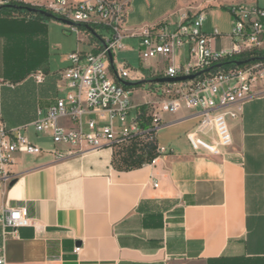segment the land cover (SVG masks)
Listing matches in <instances>:
<instances>
[{
    "label": "crops",
    "instance_id": "0c3cea01",
    "mask_svg": "<svg viewBox=\"0 0 264 264\" xmlns=\"http://www.w3.org/2000/svg\"><path fill=\"white\" fill-rule=\"evenodd\" d=\"M124 1L123 41L137 46L143 30L163 25L173 30L182 16L191 18L202 10L206 17L228 14L230 31L232 6L264 9V0ZM42 25V20L20 14H0V122L7 129L19 128L31 143L28 131L36 132L37 112L66 93L58 72L46 74L40 65L13 66L18 51L24 59L36 54L34 35ZM83 44L87 49H79H96L95 40ZM213 45L225 46L227 40L215 39ZM187 57V49H181L175 63L183 64ZM168 65L151 60L133 76L152 80V71ZM36 70L44 73L39 85L31 78ZM22 74L27 75L19 79ZM135 82L127 81L135 84L129 86L132 94H140L138 103L131 101L133 107L157 100L160 83ZM9 97L14 104L7 113ZM160 117L168 124L190 123L183 135L186 148L170 149L139 169L115 170L107 146L74 150L59 161L53 143L36 155L13 154L11 179L0 185V210L25 208L38 228L22 227L11 235L0 227L4 264H264V95L240 105L237 117L228 121L232 145L218 155L194 152L188 144L186 134L198 124L199 112L181 109ZM61 124L71 126L67 120ZM200 136L215 142L212 128Z\"/></svg>",
    "mask_w": 264,
    "mask_h": 264
},
{
    "label": "built area",
    "instance_id": "2783aa9c",
    "mask_svg": "<svg viewBox=\"0 0 264 264\" xmlns=\"http://www.w3.org/2000/svg\"><path fill=\"white\" fill-rule=\"evenodd\" d=\"M1 6L42 10L51 14L64 28L76 33L80 42L85 41L80 37L79 27L85 29L87 39L96 42L94 51L77 49L66 56L68 66L58 72L65 83L66 93L56 98L45 112L39 110L33 123L37 133L51 139L56 161L68 158L74 150L81 148L95 150L107 146L113 149L115 144L140 134L134 113L136 107L131 104L132 91L122 82L155 83L152 80L194 76L191 80L160 83L154 92L157 100L146 103L147 112L155 130L162 122V113L174 114L181 109L199 112L200 120L186 134V139L192 151L212 155L231 147L228 121L237 117L240 105L264 95V9L256 6H232L229 10L231 27L226 35L216 29L211 35L202 31L206 19L203 10L191 18L182 16L173 30L166 25L143 30L137 35L141 66L157 59L169 62L161 72L152 71V80L143 77L137 80L134 71L126 64L116 63L113 58L116 51L126 50L123 25L127 2L124 0H0ZM92 27L101 28L109 35L99 38ZM215 39H226L227 45L216 48L213 45ZM184 48L188 54L186 61L175 63L177 51ZM244 54H259L260 57L241 61L240 65L227 63ZM31 78L35 84H42L44 73L36 70ZM62 120H67L71 126H63ZM209 128L215 133L213 143L200 136ZM61 146L69 150H60ZM41 152L42 149L20 133L19 128L7 129L0 122V185L6 186L11 179L9 166L13 154L36 155ZM156 152L160 157L167 150L157 146ZM28 226L38 228L25 208L5 207L0 210L3 232L8 229L11 235H16L19 228ZM78 251L76 247L74 252ZM4 263V250L0 248V264Z\"/></svg>",
    "mask_w": 264,
    "mask_h": 264
},
{
    "label": "rangeland",
    "instance_id": "374dc122",
    "mask_svg": "<svg viewBox=\"0 0 264 264\" xmlns=\"http://www.w3.org/2000/svg\"><path fill=\"white\" fill-rule=\"evenodd\" d=\"M1 13L4 12L0 11V14ZM42 21L43 25L41 26V29H39V31L34 35V39L39 46L37 53H39L38 56L41 61L40 67L41 70L46 74H54L68 66V62L65 60L67 55L76 51L80 47L84 49L87 48L86 46H83L84 44L82 42L79 41L78 35L76 33L70 32L64 28L60 22L52 19H42ZM228 22L229 16L225 12H222L220 16L214 13L208 14L206 20L203 23L202 29H204L207 34H212L213 29L217 27L220 33L228 34ZM92 30L99 38H106L109 35L107 31L98 27H92ZM79 31L80 37L83 39V41L87 40V37L84 34L85 29L79 27ZM123 44L126 46L127 50L116 51L113 55L115 62L126 64L131 71H140L141 63L138 58V48L135 44V41L124 40ZM34 50H36V48ZM31 53L32 51L30 54ZM32 64V62H29L27 67L30 68ZM139 99L140 94L133 91V94L131 95L132 103H138ZM13 104L12 97L6 99L5 108L7 113L11 112ZM189 124L190 123L187 121L173 124H168L166 121L161 122L159 128L155 130L157 146L159 148H165L167 153L170 149L186 148V142L183 135L188 129ZM28 135L31 141L38 145L42 150L51 148L52 142L50 140L44 139L43 134L29 130Z\"/></svg>",
    "mask_w": 264,
    "mask_h": 264
},
{
    "label": "trees",
    "instance_id": "16d2710c",
    "mask_svg": "<svg viewBox=\"0 0 264 264\" xmlns=\"http://www.w3.org/2000/svg\"><path fill=\"white\" fill-rule=\"evenodd\" d=\"M16 7V8H14ZM17 7L21 6H1V10L5 14L15 13L23 16H27L33 19H46L40 15L29 13L25 10H19ZM37 53L38 50H35ZM37 53L36 56L23 58L22 50L18 51L12 59L13 66L16 69L21 68L24 64L28 65L29 62L33 64L30 68L38 67L41 61ZM260 55L255 54H244L231 60L227 63H234L235 61H246L249 58H258ZM27 74H22L19 79ZM15 83V80H12ZM148 107L146 104L139 105L135 108V117L137 126L139 128L140 134L133 136L122 143H117L113 146V155L111 165L112 167L120 172L131 171L139 169L144 165L151 164L156 158L159 157L157 154V143L155 140V129L151 126V119L148 115ZM149 137H154V140H149Z\"/></svg>",
    "mask_w": 264,
    "mask_h": 264
},
{
    "label": "water",
    "instance_id": "95a60500",
    "mask_svg": "<svg viewBox=\"0 0 264 264\" xmlns=\"http://www.w3.org/2000/svg\"><path fill=\"white\" fill-rule=\"evenodd\" d=\"M16 8V7H14ZM17 9L19 10H25L29 13H32V14H37V15H40L46 19H52V20H55V18L47 13V12H44L42 10H39V9H35V8H30V7H17ZM0 10H1V7H0ZM110 60H111V57L109 56ZM236 65H240L242 64L243 62L241 61H236L234 62ZM194 76H189V77H179V78H173V79H154L152 80L153 82L155 83H176V82H180V81H184V80H191L193 79ZM123 85L125 86H130L132 85L131 83H127V82H122Z\"/></svg>",
    "mask_w": 264,
    "mask_h": 264
}]
</instances>
